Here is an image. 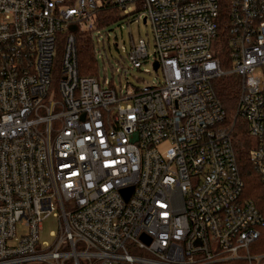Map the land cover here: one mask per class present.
Listing matches in <instances>:
<instances>
[{
	"label": "built area",
	"instance_id": "2783aa9c",
	"mask_svg": "<svg viewBox=\"0 0 264 264\" xmlns=\"http://www.w3.org/2000/svg\"><path fill=\"white\" fill-rule=\"evenodd\" d=\"M105 1L151 23L153 60L143 37L128 58L158 62L162 83L80 73L102 0H0V264H264L251 251L264 215L242 198L235 121L214 87L240 78L235 119L264 184V0ZM50 214L60 230L43 247Z\"/></svg>",
	"mask_w": 264,
	"mask_h": 264
},
{
	"label": "rangeland",
	"instance_id": "374dc122",
	"mask_svg": "<svg viewBox=\"0 0 264 264\" xmlns=\"http://www.w3.org/2000/svg\"><path fill=\"white\" fill-rule=\"evenodd\" d=\"M229 2V0H225ZM227 10V6L223 5ZM107 14H111L107 12ZM115 19L105 25L99 26L96 23L94 31H86L83 35L82 44L88 41L95 44L97 50L96 74L102 87H114L117 89L133 86L144 89L149 85H156L163 82L161 69L156 70L153 64L145 61L140 69L131 68L128 53L132 44L139 37L146 39L151 60L154 58L155 42L151 23H146L141 18L140 21L134 20L132 15H126L123 10L113 12ZM253 139V138H252ZM60 230L59 218L50 214L44 218L39 237L43 247L53 244ZM18 234L27 232V227L23 224L17 226ZM253 246V245H252ZM252 251V247H251ZM135 255H146L142 249H133ZM34 264H43L35 262Z\"/></svg>",
	"mask_w": 264,
	"mask_h": 264
},
{
	"label": "trees",
	"instance_id": "16d2710c",
	"mask_svg": "<svg viewBox=\"0 0 264 264\" xmlns=\"http://www.w3.org/2000/svg\"><path fill=\"white\" fill-rule=\"evenodd\" d=\"M102 3L103 5H101L95 17V22L99 26L114 21L115 15L113 12L117 10L119 11V9L107 3L105 0H102ZM107 12H110L111 14H107ZM221 18V52H219V57H221V60H223L229 52V38L227 29L228 18L225 16V14H223ZM82 41L83 39L80 43H82ZM97 57V53L95 52L91 41H88V43L84 45L81 44V49L79 52L80 73L83 75L96 76L98 72ZM228 67L229 65H224V68ZM214 87L217 96L226 111V117L228 121H230V123L235 121L232 134L238 165L242 179L244 181L242 198L245 200H252L259 211L264 215V184L262 181V175L255 169L249 154L253 139L247 132L245 122H243L241 118L235 119L238 98L241 91V80L233 73L227 74L217 78L214 81ZM252 245V253H264V225L260 228V236ZM234 263L235 262H229L228 264Z\"/></svg>",
	"mask_w": 264,
	"mask_h": 264
},
{
	"label": "water",
	"instance_id": "95a60500",
	"mask_svg": "<svg viewBox=\"0 0 264 264\" xmlns=\"http://www.w3.org/2000/svg\"><path fill=\"white\" fill-rule=\"evenodd\" d=\"M145 21H146V19H144V22H145ZM154 67H155V68H158V62H155V63H154ZM132 189H133V186L122 189V193H123V195H124L126 198H128V196H129L130 192L132 191Z\"/></svg>",
	"mask_w": 264,
	"mask_h": 264
}]
</instances>
